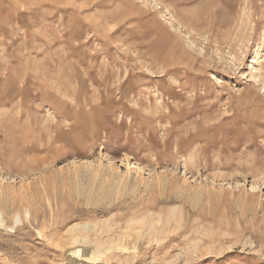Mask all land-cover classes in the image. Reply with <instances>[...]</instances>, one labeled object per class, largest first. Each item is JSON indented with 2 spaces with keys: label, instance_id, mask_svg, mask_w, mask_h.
<instances>
[{
  "label": "rangeland",
  "instance_id": "obj_1",
  "mask_svg": "<svg viewBox=\"0 0 264 264\" xmlns=\"http://www.w3.org/2000/svg\"><path fill=\"white\" fill-rule=\"evenodd\" d=\"M0 264H264V0H0Z\"/></svg>",
  "mask_w": 264,
  "mask_h": 264
},
{
  "label": "bare ground",
  "instance_id": "obj_2",
  "mask_svg": "<svg viewBox=\"0 0 264 264\" xmlns=\"http://www.w3.org/2000/svg\"><path fill=\"white\" fill-rule=\"evenodd\" d=\"M171 23V22H170ZM129 165V164H128ZM129 169V168H128Z\"/></svg>",
  "mask_w": 264,
  "mask_h": 264
}]
</instances>
